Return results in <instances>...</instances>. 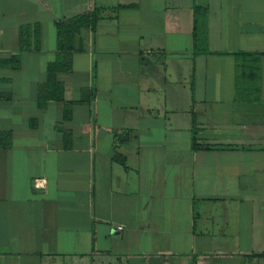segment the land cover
Returning <instances> with one entry per match:
<instances>
[{
    "label": "crops",
    "instance_id": "0c3cea01",
    "mask_svg": "<svg viewBox=\"0 0 264 264\" xmlns=\"http://www.w3.org/2000/svg\"><path fill=\"white\" fill-rule=\"evenodd\" d=\"M192 3L0 0V264H264V0H207L200 55ZM92 10L40 106L55 22Z\"/></svg>",
    "mask_w": 264,
    "mask_h": 264
},
{
    "label": "trees",
    "instance_id": "16d2710c",
    "mask_svg": "<svg viewBox=\"0 0 264 264\" xmlns=\"http://www.w3.org/2000/svg\"><path fill=\"white\" fill-rule=\"evenodd\" d=\"M193 48L194 55L207 54V0H193ZM98 21V11L92 10L76 15L72 18L55 22L56 28V52L55 59L46 68V79L41 85L38 94V104L43 106L47 101H63V85L60 79L72 70V56L76 52L86 50L83 30L90 28L94 30ZM28 27L20 30V44L22 49H30L26 45L30 35ZM238 61V73L236 75V89L239 91L241 85L254 77V67L248 62L249 54L245 52L232 53ZM261 55L257 54L256 59ZM248 60V61H247ZM86 93V92H85ZM83 93L80 102H89L87 94ZM264 255V254H263Z\"/></svg>",
    "mask_w": 264,
    "mask_h": 264
},
{
    "label": "built area",
    "instance_id": "2783aa9c",
    "mask_svg": "<svg viewBox=\"0 0 264 264\" xmlns=\"http://www.w3.org/2000/svg\"><path fill=\"white\" fill-rule=\"evenodd\" d=\"M117 229L121 230V229H122V227H121V226H118V227H117Z\"/></svg>",
    "mask_w": 264,
    "mask_h": 264
}]
</instances>
